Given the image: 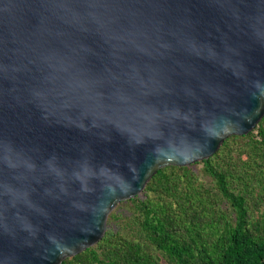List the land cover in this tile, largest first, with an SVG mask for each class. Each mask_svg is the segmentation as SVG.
<instances>
[{
    "label": "water",
    "instance_id": "95a60500",
    "mask_svg": "<svg viewBox=\"0 0 264 264\" xmlns=\"http://www.w3.org/2000/svg\"><path fill=\"white\" fill-rule=\"evenodd\" d=\"M263 117L264 0H0V264L94 247Z\"/></svg>",
    "mask_w": 264,
    "mask_h": 264
},
{
    "label": "trees",
    "instance_id": "16d2710c",
    "mask_svg": "<svg viewBox=\"0 0 264 264\" xmlns=\"http://www.w3.org/2000/svg\"><path fill=\"white\" fill-rule=\"evenodd\" d=\"M62 264H264V117L209 159L160 169Z\"/></svg>",
    "mask_w": 264,
    "mask_h": 264
}]
</instances>
